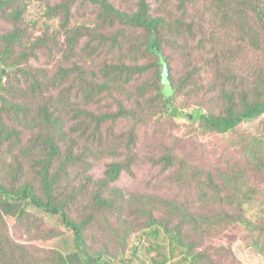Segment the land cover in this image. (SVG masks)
Here are the masks:
<instances>
[{"label": "trees", "instance_id": "obj_1", "mask_svg": "<svg viewBox=\"0 0 264 264\" xmlns=\"http://www.w3.org/2000/svg\"><path fill=\"white\" fill-rule=\"evenodd\" d=\"M85 1L98 7L97 23L107 28V35L101 37L109 39L112 48H123L125 43L132 49V54L139 56L138 51L145 49L141 57L152 55L155 60L143 66L132 65L135 59L131 66L108 64L100 75L90 73L88 82L77 83L75 77L72 84L66 85V80L69 79L70 83L73 74L87 76L72 55L82 38L94 41L88 33L78 32L72 12L73 0H57L53 7L49 6L51 13L47 18L50 17V21L60 19L61 32L65 33L55 34L48 27L44 37L37 39L33 37V32L38 31L36 22L30 26L31 36H24L17 28L28 11L27 3L24 0H0L2 18L13 28L0 35V151L5 142L14 147L17 139L22 137L20 142H26L27 150L23 156L31 158L37 174V183L33 185L15 181L0 183V264H37L27 245H32L35 250L38 248L40 258L44 255L47 262L48 251L32 243L17 241L15 236L18 234L28 236L29 241L38 244L41 240L64 238L70 248L63 252L53 250L52 264H116L125 258L136 231L142 234V238L156 241L153 249H160L161 244L168 242L170 248L176 245L183 250L190 264H198L200 257H203L200 264H205V255L198 252L199 247L205 245L211 235L217 234L214 232L223 221L212 223L211 217H204L200 210L190 209L176 199L162 200L139 194L126 198L118 186L128 173V167L123 163H104L102 175L96 177L98 165L86 154V149L81 151V145L92 123L100 130L101 124L117 118V114L87 112L92 121L86 128V115L72 103L73 92L67 91L71 85L80 86L87 100H91L107 93L110 81L114 84L130 82L137 72L155 69L164 86L165 104H169L166 111L174 117L180 116L171 104L172 96L180 88L168 81L167 62L162 56L161 45L163 35L171 27L166 16L167 2L172 0H131L129 9L117 7L109 0ZM185 1L180 0L182 5ZM209 1L219 12L224 11L223 14L235 11L242 24L250 22L249 36L254 43L251 47L260 56L251 55L250 62L248 58L246 62L233 59L227 63L223 47L215 42V38L209 40L212 46L208 52L214 53L211 57L214 64H211L223 69L229 85L222 87L219 93V114L208 116L199 110L192 119L206 132L227 136L264 117V61H261L264 59V0ZM36 2L44 5L50 0ZM118 28L117 32H112ZM24 41L27 44L18 58L21 68H13L15 70L4 75L3 69L9 65L7 60L16 55ZM227 52H231L229 47ZM69 55L73 58L71 66L68 64ZM45 60L49 61L52 70L43 68ZM205 87L202 85V102L215 96L209 85ZM121 113L128 114L123 108ZM7 118L10 122L6 121ZM29 130L34 131L31 137L27 136ZM247 134L244 136L248 138V149H261L264 138L257 133ZM167 166L172 164L167 162ZM258 167L262 168V165ZM227 173H222L224 177L219 178L230 179ZM233 176L244 178V174ZM212 177L208 176L205 185L218 189L216 179ZM237 194L242 195L238 209L256 204L252 197L255 194L250 190L240 188L232 193L233 196ZM226 214L220 213L215 218L229 219ZM39 216L47 227L37 223ZM236 223L252 227L246 216L240 217Z\"/></svg>", "mask_w": 264, "mask_h": 264}, {"label": "rangeland", "instance_id": "obj_2", "mask_svg": "<svg viewBox=\"0 0 264 264\" xmlns=\"http://www.w3.org/2000/svg\"><path fill=\"white\" fill-rule=\"evenodd\" d=\"M24 1L28 5V11L17 26L24 36H31L30 26L34 22L35 27H38V31L33 32L35 39L43 38L48 27L55 34L65 33L61 32L60 19L50 21V17L47 18L51 13L49 6L53 7L57 0H50L49 4L44 5L36 0ZM109 1L117 7L131 8V0ZM167 5L166 20L171 27L163 35L162 56L167 62L168 81L180 88L172 96L171 104L181 115L174 117L166 111L169 104H165L167 101L162 96L164 86L160 82L159 72L155 69L145 73L137 72L130 82L114 84L110 81L107 93L91 100H87L85 91L80 86L71 85L67 91L73 92L74 97H70L72 103L86 115V128L92 121L87 112L95 115L117 114V118H110L101 124L100 130L95 123L88 127L81 151L86 149V154L96 161L99 168L95 171L96 177L102 175L104 163L120 162L128 167V173L118 183L126 198L139 194L162 200L176 199L190 209L200 210L204 217H211L212 223L223 221L214 232L217 234L211 235L207 243L199 247L198 252L205 255V264H264V142L261 149H248V138L244 136L248 132L257 133L264 138V117L227 136L206 132L200 123H195L192 119L199 110L208 116L219 114V93L222 87L229 85L223 69L212 65L214 63L211 62V57L214 53L208 52L212 46L210 39L215 38V42L223 47L227 63L233 59L246 62L248 58L250 62L253 57L251 55L255 54L260 57L251 47L254 43L249 36L250 22L245 21L242 24L235 11L227 14H223L224 11L219 12L209 0H186L183 5L180 0H172ZM72 12L78 32L84 35L88 33L94 41L87 37L82 38L72 55L76 65L83 68L84 75L87 76L73 74L70 83L69 79L66 80V85L72 84L75 77L77 83L88 82L90 73L100 75L102 68L108 64L131 66L135 59L132 65L143 66L155 60L152 55L141 57L145 49L138 51L137 56L132 54V49L125 43V47L114 49L109 44V39L103 40L101 35H107V28L98 25V7L91 2L73 0ZM3 14L0 12V35L12 28L10 23L3 20ZM202 21L205 23H201ZM131 40L132 35L129 37L130 45L133 42ZM24 42H21L22 46L18 47L16 55L7 60L9 65L3 69L4 75L15 70L13 68H21L18 58L27 44V41ZM227 47L231 50L230 54ZM73 58L68 56L70 66ZM44 62L43 68L52 70L49 61ZM37 68L39 69L38 66ZM22 79L25 82L23 76ZM202 85H209L215 95L209 96L207 102H202ZM122 108L127 111V115L121 113ZM6 121L10 122L8 118ZM33 133L34 131L29 130L27 136ZM21 139H17L14 147L6 142L2 144V184H9V181L19 184L29 182L31 185L37 183L31 158L23 156L27 150L26 142H20ZM167 162L172 166L168 167ZM225 172H228L230 179L219 178L224 177L222 173ZM234 174H244V178H235ZM209 175L216 179L215 186L218 189L205 185ZM240 188L255 194L252 197L256 204H249L243 210L238 209L242 195L233 196L232 193ZM220 213H227L229 219L215 218ZM242 216L247 217L252 227L247 228L236 223ZM37 223L43 228L47 227L41 221V216ZM15 239L48 251L45 262L46 257L43 255L40 258L38 248L35 250L32 245H27L37 264H52L53 250L63 252L70 248L64 238L41 240L39 244L29 241V237L25 235L18 234ZM155 246L154 239L142 238V234L136 231L126 249L125 258L116 264H190L183 250L176 245L170 248L171 245L165 242L160 249H153ZM201 261L203 257H200Z\"/></svg>", "mask_w": 264, "mask_h": 264}]
</instances>
